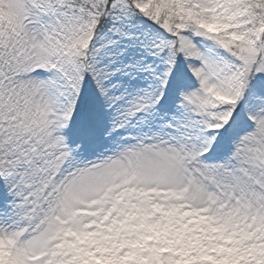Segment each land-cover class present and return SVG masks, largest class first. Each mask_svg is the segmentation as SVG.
Here are the masks:
<instances>
[{
	"label": "snow or ice",
	"instance_id": "6c2138e0",
	"mask_svg": "<svg viewBox=\"0 0 264 264\" xmlns=\"http://www.w3.org/2000/svg\"><path fill=\"white\" fill-rule=\"evenodd\" d=\"M0 264H264V0H0Z\"/></svg>",
	"mask_w": 264,
	"mask_h": 264
}]
</instances>
